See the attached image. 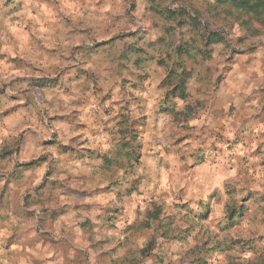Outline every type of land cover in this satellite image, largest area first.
Instances as JSON below:
<instances>
[{"label": "clouds", "instance_id": "9594fccd", "mask_svg": "<svg viewBox=\"0 0 264 264\" xmlns=\"http://www.w3.org/2000/svg\"><path fill=\"white\" fill-rule=\"evenodd\" d=\"M0 264H264V0H0Z\"/></svg>", "mask_w": 264, "mask_h": 264}]
</instances>
